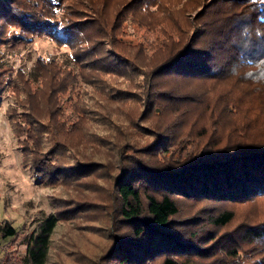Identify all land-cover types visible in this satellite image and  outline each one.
I'll return each instance as SVG.
<instances>
[{"label":"trees","instance_id":"obj_1","mask_svg":"<svg viewBox=\"0 0 264 264\" xmlns=\"http://www.w3.org/2000/svg\"><path fill=\"white\" fill-rule=\"evenodd\" d=\"M16 1L32 4L34 13L29 16L18 10ZM172 1L180 4L181 10L188 9L187 3L197 10L193 16L197 27L188 40L173 14L176 10L167 4ZM63 4L64 0H0V28L4 23L18 22L17 26L27 33L25 38L45 36L70 49L82 45L86 47L79 53H86L90 42L87 30L65 23L72 19L65 13L57 14L64 10ZM153 7L163 12L165 19H149L153 20L155 37L149 41L148 49L164 55L163 62L154 69L126 64L122 53L114 56L118 58L115 66L97 64L95 59L79 61L77 56L75 61L66 63L67 68H57L52 59L39 60L40 71H36L32 82L37 85L44 79L49 88L48 119L51 113L62 114L63 103L69 100L73 120L79 116L73 109L74 100L94 99L88 90L80 92L83 87H92L91 79L84 75L91 69L100 84L93 86L94 93L115 106L137 105L141 117L126 120L124 127L117 125L123 134L121 143L105 139L99 146L94 141L92 149L82 142L67 149L63 142L64 134L82 131L80 121L60 126L61 117L57 115L55 126L38 121L28 124L23 153L30 158L26 161L25 157V163L32 167L38 184L70 187L94 178L96 188H105V196L101 203L63 200L67 205L63 211H56L25 235L20 264H51L52 236L70 215L78 228L102 230L108 239L104 250L89 257L76 251L94 264H193L191 258H201L204 264L213 260V264L220 252L238 256L230 243L238 245L239 234L264 245L262 221L241 224L203 246L208 244L204 239L214 232L210 228H229L235 222L238 207L248 208L264 198V135L256 136L254 129L258 123L264 126V0H154L153 6L147 8L127 0L114 22L132 10L136 17L130 19L143 26L142 18L154 16ZM90 12L100 19L97 9ZM168 21L172 29L165 33L159 26L164 27L163 22ZM115 30L113 27L111 32ZM108 39L112 43L114 37ZM2 50L0 74L1 64L6 65ZM129 70L135 73L130 75ZM163 75L199 80L200 89L184 94L169 85ZM110 76L123 81L119 88L108 85L106 78ZM1 84L0 78V91ZM239 86L243 87L241 91ZM21 87L24 91L26 88L27 98L33 99L29 80L23 79L11 91L19 92ZM66 94L74 97L67 99ZM28 113L33 114L27 109L23 118ZM181 122L183 126L179 125ZM38 123L42 131L34 128ZM19 124L17 130L24 121ZM38 136L48 138L44 148L36 146ZM193 202L221 206L210 207L215 214L210 213L209 220L178 217L181 204ZM89 208L104 211L98 219L104 222L78 223L88 216ZM198 225L209 226L201 238L194 233ZM0 235L5 240L19 237L18 231L6 222L0 224Z\"/></svg>","mask_w":264,"mask_h":264},{"label":"rangeland","instance_id":"obj_2","mask_svg":"<svg viewBox=\"0 0 264 264\" xmlns=\"http://www.w3.org/2000/svg\"><path fill=\"white\" fill-rule=\"evenodd\" d=\"M127 0H64L63 9L57 14L65 13L69 15L72 26L86 29L89 35V46L86 53H79V49L86 46L78 45L75 48H68L66 46H59L52 42L45 36L30 35L25 38L26 34L23 28L17 26L18 22H8L3 24L0 28V48H3L6 65L1 64L2 72L0 78L2 80V89L0 94V224L9 223L19 233V237L12 239H3L0 235V264H20V261L25 253L24 238L25 235L34 230L43 220L55 213L56 211H63V200L69 198H76L81 201H90L91 203H101V199L105 196L104 187H95V179H84L76 182L72 186L68 185H40L34 180V171L32 167L25 163L27 155L23 153L26 150L27 143L25 141V133L29 131L28 124L31 122H41L48 126H55L57 115L61 118L59 121L69 124L71 122H79L82 129L79 133L70 135L64 134V140L68 148L71 149L78 143L82 142L88 148H94V141L101 146L102 141L105 139L113 140L114 142L121 143L122 133L117 129V125H123L126 120L140 119V109L137 105L131 103L130 106H115L108 102L105 97L96 94L92 89L93 86H99V82L95 80L96 72L91 69L89 72L84 73L85 79L90 80L92 87H83L80 92L88 90V95L94 99L87 102L83 99L80 101L74 100L75 108L73 109L79 115L71 120L72 112L68 109L69 100L63 103L64 111L62 114H50L49 101L46 98L49 88L47 87L44 79H40L38 84L33 81L38 68L39 60H54L57 68H67L66 63L75 61L76 56L79 61L85 59H95L97 64H110L115 66L118 64V58L114 57L117 53H122L127 58L126 64L133 63L134 66L143 67L145 69H154L163 62V52H153L148 49L149 41L155 37L154 30L151 28L153 20L150 18H162L164 14L154 7L151 10L154 16L150 15L149 18H142L143 26L138 25V21L133 22L130 18L136 17L131 10L126 13L125 17L119 21L114 22L115 16L120 13L122 6ZM139 7L153 6L154 0H132ZM170 1V0H167ZM185 1V0H183ZM17 9L22 10L26 15L31 16L34 12L32 4H23L16 1ZM171 9L176 10V20L181 22V29L186 32L184 38L186 40L194 36L197 25L194 23L193 16L197 13L195 8L191 9L192 4L187 3V10H181L182 6L176 1L167 3ZM95 8L100 14V19L93 16L90 9ZM188 12V13H184ZM81 13V14H75ZM98 15V14H97ZM165 20V19H163ZM164 27L159 28L166 33L167 29L171 31V23L163 22ZM1 24V23H0ZM75 24V25H74ZM141 24V23H140ZM25 27V25H23ZM116 27L114 32L112 28ZM148 28L151 29L149 33ZM77 29V27H74ZM114 37L112 43L108 38ZM87 61V60H86ZM96 64V65H97ZM1 71V70H0ZM134 70H129V74L133 75ZM61 76H64L63 73ZM165 81L168 80L169 85L175 89L181 90L182 93H194L199 88V80H177L170 77V75H163ZM29 80L32 86L31 95L27 98V90H18L19 92L11 91L22 80ZM47 84L49 83L48 77L45 78ZM109 86L119 88L122 80L118 77L110 76L106 78ZM141 81L142 78H139ZM134 83V82H133ZM38 86L40 91L35 92ZM82 86H85L82 83ZM27 87V86H26ZM91 88V90L89 89ZM243 87H238L241 91ZM109 91V90H108ZM251 93L252 92L250 90ZM67 99L72 97L66 94ZM29 110L33 113H28L24 118L22 113ZM90 111V112H89ZM167 111V115L170 116ZM251 118H254L250 115ZM69 118V120L67 119ZM24 121L23 127L19 126ZM248 121V120H246ZM127 124V122H126ZM125 124V125H126ZM183 126L182 122L179 124ZM124 127V125L122 126ZM38 131H42L39 127ZM257 134L256 136L263 137L264 126L258 123L254 126ZM37 131V132H38ZM60 136L62 133L57 132ZM93 134V136H91ZM48 138L43 136L35 142L39 148H44L47 144ZM220 207L212 203L193 202V204L182 203L178 217L181 219L192 217L206 218L211 211L210 207ZM88 216H83V219L78 223L85 224V222L98 221L104 216V211L94 208H89L87 211ZM72 216H67L62 225L57 226L51 239V264H94L88 257L104 250L108 244V239L102 230H91L88 228H78ZM264 221V198L258 199L248 208L238 207L236 210V219L234 224L227 226L229 228L213 229V234L204 240L203 244L209 245L214 242L220 235L231 232L239 225H254L258 222ZM206 228H199V225L194 229V233L198 237L205 236ZM209 230V229H208ZM218 234V235H217ZM238 245L230 243L231 250L235 247L236 257L229 254L218 253L219 259L213 264H264V245L254 243L253 239L243 238L240 234L237 236ZM243 239V240H240ZM224 242V241H223ZM222 243V242H221ZM80 251L82 254H77ZM209 260L207 263L212 262ZM193 264H204L205 260L191 258Z\"/></svg>","mask_w":264,"mask_h":264}]
</instances>
